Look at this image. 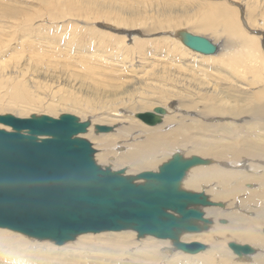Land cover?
<instances>
[{
	"label": "rangeland",
	"instance_id": "rangeland-1",
	"mask_svg": "<svg viewBox=\"0 0 264 264\" xmlns=\"http://www.w3.org/2000/svg\"><path fill=\"white\" fill-rule=\"evenodd\" d=\"M209 4L223 5L230 10L222 26L211 27L201 18L208 17L209 12H215L208 8ZM216 12L218 17L223 14L218 10ZM228 23L235 26L228 27ZM181 31L209 39L218 46V50L210 56L189 50L180 41L178 33ZM229 41H233V46L236 45L233 50L224 51L225 42L230 45ZM228 54L233 55L232 60L238 64L237 68L226 62ZM181 77L189 85V96L193 100H199L201 94H206L208 101L218 95L217 100L225 105L237 106L238 103L246 102L247 97L264 103V0H0V116L12 115L21 119L47 116L58 119L62 115H71L80 122H90L99 115L110 116L116 109L114 105L117 97H121V102L125 99V103L130 104L138 103L139 99L144 103L147 99L145 103L154 107L160 103L153 101L164 94L163 89H167V100L171 104L178 103L175 94L186 95L182 90L183 85L176 84ZM120 81L128 85L129 92H132L117 95L122 90L115 89L117 83L119 87L123 86ZM125 81H131V84H125ZM131 86L136 92L130 90ZM259 95L263 96V100H258ZM105 99L113 100L110 109L107 108L108 104H102ZM150 107L144 111H149ZM23 108L28 109L27 112ZM125 111L133 118L134 113L138 112ZM179 114L185 118L186 124L191 123L189 118L195 115L184 110H179ZM243 115L245 121L255 123L249 113ZM198 120L203 124L201 119ZM262 124V130L256 136L264 139ZM100 125L114 130L119 126ZM221 126L219 129H206L204 139L218 138L223 146L229 145L232 133L229 135L227 132L230 128L234 129L228 124ZM137 128L139 131L144 130L143 127ZM165 128L167 130L161 126L159 131L168 132L172 126L165 125ZM0 129L12 131L1 124ZM249 129L239 128L234 133L241 137ZM92 131L94 138L86 140L95 150V162L97 154L104 153L105 168L113 172L120 171L122 168L109 165L107 160L125 153L128 145L136 140L126 139L124 146L112 150L96 139L101 134L95 133L94 124ZM197 134L202 136L197 128L193 129V135ZM191 146L185 148L189 151ZM223 162L226 166L222 165ZM242 163V158L233 157L228 152L215 165L236 170ZM244 163L251 165L255 160L246 159ZM242 209L252 214L244 207ZM220 223L223 225L226 221ZM24 237V247L28 249L32 245H40L53 246L54 251L72 252L69 247L63 249V246L56 247L49 241L37 243L36 240L32 241L34 239ZM183 240L189 241V238ZM192 242L199 243V239L194 238ZM223 246L227 248L226 244ZM186 260L190 264L200 262L198 259ZM245 260L237 264L251 263L250 259ZM182 263L186 264L183 260Z\"/></svg>",
	"mask_w": 264,
	"mask_h": 264
},
{
	"label": "bare ground",
	"instance_id": "bare-ground-1",
	"mask_svg": "<svg viewBox=\"0 0 264 264\" xmlns=\"http://www.w3.org/2000/svg\"><path fill=\"white\" fill-rule=\"evenodd\" d=\"M215 5L211 6L209 4L208 8H211L215 12L216 10L220 11V14L223 13L222 16L218 17L215 12L211 13L208 11L209 9L206 8L209 12L208 17H201L204 21H207L211 27L217 25L222 26L226 22V18L229 15L228 12L230 11L223 5ZM203 12H201V14ZM205 13L204 15L206 16ZM201 14H199V16ZM186 19L187 18H185V20ZM218 20H220V23ZM208 24L207 27L210 28ZM228 24V27H230V25L235 26L233 23ZM199 25L201 26V24ZM207 27H199V29H207ZM212 30L215 29L213 28ZM124 31L127 30L124 29ZM173 35L176 36V34ZM193 36L199 35L193 34ZM173 42L179 44L178 41ZM232 42L233 41H229L230 45L225 42L224 51L234 49L236 44L233 46ZM211 43L218 50V46L213 42ZM241 47L244 46L242 45ZM172 48L176 49L174 45H172ZM232 59L233 55L228 54L226 62L231 66L235 65V68H237L238 64H236V62L234 63V59ZM251 62L252 61H249V63ZM251 70L253 71L254 69ZM89 73L93 72L90 71ZM256 74H254V76H256ZM182 79L181 77L176 84L183 85L182 90L186 92V95L181 96L175 94V97L179 99L178 103L171 104L170 100H167L169 97L167 89H163L164 94L160 96L159 99L153 101L160 104L154 107L151 106L152 108L149 103H145L148 101L147 99L142 103V101L140 102L142 99L137 97L139 102L130 104L125 103L123 97L122 99L124 101L122 102L121 97H117V101L114 105L116 109L112 111L113 113L107 117L99 115L91 119V125L87 133L80 137L83 139L88 138L89 140L94 138L92 131L93 124L94 126L97 125L101 127H107L100 125L103 123L119 124L116 130L111 128L112 132H110V134L98 135L99 137L96 139L100 143H105L110 146L112 150L116 147L120 148L124 146V141L126 139L131 141L136 140L128 145V149L125 153L119 154L117 158L109 157L107 160L109 165L122 168L120 171L123 170V174L129 177H134L143 172H157L160 166L167 163L169 159L175 155H180L183 160L191 159L189 158L191 156L207 160L206 164L194 166L188 170L182 179V187L184 190H190V192L199 193L202 191V193L208 197L209 201L216 204L214 207L203 210L205 218L210 219L212 223L209 225L208 229L201 232L200 235H184L180 239L181 243L189 244L198 243L192 242L194 238H197L199 239V244L205 246V250L196 255H188L182 252L179 253V251L174 248L173 244L167 240H158L151 237L137 239V235L134 234V232H118L81 235L77 237L73 243H65L67 244H64L65 246L55 245L56 247L63 246V249L67 247L71 248V253H64L52 250L53 246L43 247L40 245H32L31 249L25 248L22 238L24 236L0 229V264H184L182 260L186 262V264H190L186 260L187 258L198 259L200 260V262H198L200 264H237V262L242 263L240 260H244L245 262V259H250V264H264V160H261L262 157L264 158V139H261L258 135V137L256 136L257 132L262 130V123H264V103H259L254 98L247 97L246 102L238 103L237 106L236 104L233 106L225 105L222 101L217 100L218 95L211 101H208L206 94H201L199 100H193V97L189 96V85L183 82ZM130 82L131 81H125V84ZM254 82L256 83V81ZM117 84L118 86H116L115 89L122 88L121 91L117 92V95L119 93L126 94L125 92H129L128 85L126 86L121 83L123 86L119 87V83ZM130 90H133L132 86ZM133 91L136 92L135 89ZM132 97L135 99L133 93ZM258 100H263V96L259 95ZM164 103H166V105H164ZM102 104H108L107 108L110 109L113 105V100L105 99ZM198 106H200V109L197 110ZM149 107V111H144ZM158 108H163L166 116L159 115V121L161 122L154 126L146 125L141 119L137 118L138 115L140 118L148 120V116L154 115L155 110ZM23 110L27 112L28 109L23 108ZM125 110H132V113L138 111L134 113V118L139 122H137L131 114H126ZM179 110L195 114L193 117L189 118L191 123H185V118L179 114ZM245 112L251 115L255 123L243 119V114ZM0 117L4 116L2 115ZM14 118L20 120L29 119ZM198 119H201L203 124ZM0 124L2 125V123ZM224 124H228L234 129L232 130V128H230L227 132L229 135L232 133L229 145L223 146L221 140L218 138H214L213 140L204 139L203 133L206 129H219L222 127L221 125ZM165 125H171L172 129L168 132H160L159 127L161 126H163V130H167ZM188 125L189 128H187ZM137 127H143L144 130L139 131ZM246 127L250 128L246 135L238 137L234 133L237 129ZM108 128L110 127L108 126ZM195 128L202 133V136L198 134L197 136L193 135V129ZM3 130L9 133L13 131L12 129V131L9 129ZM38 141H40V139H38ZM190 145H192L191 148L194 151H192V149L188 151L187 148H185ZM228 152H230L233 157L242 158L243 160V163L239 165L236 170L225 169L215 165V163H220L223 156ZM208 157H212V159ZM246 159L255 160V163L245 165L244 162ZM97 164L101 168H105L106 157L104 153L97 154ZM222 165L226 166L224 162ZM247 172H250V174ZM243 191L245 192L242 193ZM219 204L221 206H219ZM242 207L252 212V214L247 213ZM236 209L243 212V214L238 213ZM222 221H226V225L224 223L222 225V223H220ZM24 238L28 239L26 237ZM188 238L189 241L183 240ZM35 242L38 243L39 241L36 240ZM231 242L239 245H249L256 253L253 255H245L242 259H238L236 256H233L232 252L228 249V243ZM224 244L227 245V248L223 246ZM99 255L101 257H99ZM204 257L206 258L204 259Z\"/></svg>",
	"mask_w": 264,
	"mask_h": 264
},
{
	"label": "water",
	"instance_id": "water-1",
	"mask_svg": "<svg viewBox=\"0 0 264 264\" xmlns=\"http://www.w3.org/2000/svg\"><path fill=\"white\" fill-rule=\"evenodd\" d=\"M178 36L193 52L216 53L207 38L187 32ZM164 113L158 108L148 120L137 118L154 126ZM0 123L13 130L0 129V229L56 246L81 235L131 231L137 239L170 241L188 255L205 250L204 245L180 239L200 234L212 223L203 210L216 204L204 193L182 187L188 170L207 160L175 155L157 172L129 177L123 170L113 172L95 162V150L80 137L87 133L88 121L70 115L57 120L47 116L20 120L9 115L0 117ZM94 131L112 132L97 125ZM228 249L238 259L256 253L249 245L234 242L228 243Z\"/></svg>",
	"mask_w": 264,
	"mask_h": 264
}]
</instances>
